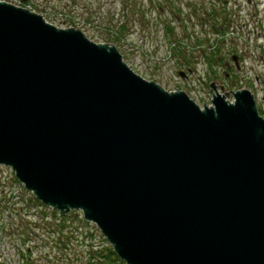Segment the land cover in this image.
<instances>
[{
    "label": "water",
    "instance_id": "water-1",
    "mask_svg": "<svg viewBox=\"0 0 264 264\" xmlns=\"http://www.w3.org/2000/svg\"><path fill=\"white\" fill-rule=\"evenodd\" d=\"M212 88L201 108L0 0V165L126 264H264V118L249 90Z\"/></svg>",
    "mask_w": 264,
    "mask_h": 264
},
{
    "label": "rangeland",
    "instance_id": "rangeland-1",
    "mask_svg": "<svg viewBox=\"0 0 264 264\" xmlns=\"http://www.w3.org/2000/svg\"><path fill=\"white\" fill-rule=\"evenodd\" d=\"M3 1L18 7L33 6L26 0ZM202 1L208 7L216 4L223 9L224 15L220 22L224 19L229 21L230 17L233 19V22L229 21L226 30L224 23H220L221 33H214L211 20L203 23L201 16L194 14L195 9L190 4L199 6ZM213 1L215 0H32L33 3L41 5V8L48 9L47 12L37 13L42 14L51 24L61 29L76 28L62 20L66 14L69 20L73 19L82 23V20L88 18L89 13L99 25L108 24L112 20L125 21L128 18L130 19L128 21L130 34L127 35V39H123L116 46L137 74L148 81L160 84L170 92L175 90L186 92L201 108L205 100L212 99V85L216 83L225 85L231 90L236 88L254 90L256 86L259 92L257 97L259 109L264 111L262 98L264 93L261 91L264 86L262 69L264 63V0H224V6L217 3V0ZM174 5L180 8L181 13L177 12L176 15L179 14L177 17L172 11L175 8ZM133 10L137 12L136 15ZM147 21H152V23L147 25L145 24ZM166 22H171L175 28L172 39L167 37ZM81 30L91 40L106 43L102 41L103 37L97 32ZM95 30L102 35H107L106 31L99 30V28ZM219 40L222 43L220 44L221 52L217 53L215 47L216 43L220 42ZM231 54L241 57H239L240 70L235 69L227 80L224 75V65L227 60L230 61ZM180 73H185L186 77H181ZM259 75H262V82L259 78L256 80ZM234 79L235 89L231 85ZM4 188L0 189V192L3 191L6 194L8 188ZM15 201L18 202L17 199ZM19 205L21 210L23 205ZM30 210L33 212L35 209ZM39 213L36 211L34 217L33 215L30 217L31 214L23 210L18 216L17 224L25 227L27 221L39 224L40 216H43V214L37 215ZM4 215L5 217L0 222L7 223L9 228L13 227L16 219L7 211ZM73 218L76 221L74 227L79 230L74 233L75 238L71 249H64L63 243H59L63 240H57L58 237L55 239L56 242L52 238L47 239L43 236L35 237L32 241L27 240L28 245L36 249L31 259L35 260L33 264H71L69 260L73 261V264H86V256L83 262L82 258H78L82 256H76V254L85 252L82 248L80 234L86 231L94 233V240L98 247L107 246L108 243L104 242L105 239L98 227L84 225L79 214L74 213ZM49 227L43 224L40 229L42 232L45 229V233H48ZM48 237L52 236L49 234ZM2 239L0 237V257L2 258L0 261L3 264H20L21 258L18 256L20 250L26 249L24 244L9 237Z\"/></svg>",
    "mask_w": 264,
    "mask_h": 264
},
{
    "label": "trees",
    "instance_id": "trees-1",
    "mask_svg": "<svg viewBox=\"0 0 264 264\" xmlns=\"http://www.w3.org/2000/svg\"><path fill=\"white\" fill-rule=\"evenodd\" d=\"M215 1H213V2H215ZM26 2H28V4L31 3L33 5V6H31L32 10H34L36 12H47L48 11L47 8H41V5H37V4L33 3L32 0H26ZM217 3H219L221 6H224V0H217ZM190 5L192 7H194V9H195L194 14L201 16V21L203 23H205L208 20L212 21L211 25L213 27L212 29H213L214 33H217V34L221 33L220 30L222 28H221L220 23H222V24L224 23V29L226 30L229 21L233 20L230 17L229 21H228V19H224L223 22H220V21H222L221 18L224 15V13L222 12L223 9L221 7H219V5L211 4L210 7H208L205 5L204 1H202L199 6H197V4H193V3H191ZM174 7L175 8H174V10L172 9V11H173L175 17H177V16H179V14L176 15V13L180 12V8L176 7L175 5H174ZM139 9H140V7H139ZM133 13L135 15L137 14V12H135V11ZM62 20L63 21L65 20V22L70 23L72 25V27H76V28L79 27L86 32H97V34H100V36L103 37V40H102L103 42L110 43V44L113 43L114 45L120 44L123 41V39H127L129 34H130L129 23H128V21L130 19H128V18L125 21H123L122 19H120L119 21H116V22L112 20L108 24L105 23L104 25H102V24L99 25V24L95 23L93 16L89 13H88V18H85L84 20H82V23L81 22L78 23L73 19L69 20L68 14H66ZM151 23H152V21L145 22V24H147V25H150ZM155 25H156V28H158L156 23H155ZM165 26H166V30H167V37L169 39H172V37H174V34H175V32H174L175 28H173V26L171 25V22H166ZM95 28H99V30L106 31L105 33L109 37L107 35L106 36L102 35L98 31H96ZM219 41L220 42L216 43V47H215V49L217 50L216 51L217 53L221 52L220 44H222V43H221V40H219ZM38 204L41 206L40 203H38ZM42 213H43V218L40 220L39 224H36V229L38 231H40L41 230L40 228L43 226V224L45 225L47 222L50 223V225H49L50 227L47 229L48 233H45V229H44V232L41 231V233L45 236L44 238H47V239L52 238L53 241H55V239H57V237H58L57 240H63V242L59 241V243H61V244L63 243L64 249H66V250L71 249L72 241L75 238L74 233H75V231L79 230V228L76 229L74 227L76 225V221L73 220L74 219L73 218L74 213H72L71 215H68V216H64V217L61 216L59 213H54V215H55L54 220L53 221L47 220V222L44 219L47 218L49 215L52 216L51 212L46 210ZM81 221H83L84 225H87V223L85 222V220L83 218H81ZM23 229L24 230L22 231V233L20 235L22 236V241H26L27 237H30V233L27 230V228L23 227ZM49 234L52 237H48ZM80 236H81V241H82V245H83L82 248L85 250V252H83L81 254H76V256L77 257L82 256V257H78V258H82V262H83L84 256H86V258H90V257L95 258L93 264H125L114 253L113 249L109 246V244H107L106 247H102V248L98 247L97 244L95 243V240H94V233L83 232L80 234ZM24 237H26V239H24ZM104 242L107 243L106 240H104ZM69 261L71 264H73V261H71V260H69Z\"/></svg>",
    "mask_w": 264,
    "mask_h": 264
},
{
    "label": "built area",
    "instance_id": "built-area-1",
    "mask_svg": "<svg viewBox=\"0 0 264 264\" xmlns=\"http://www.w3.org/2000/svg\"><path fill=\"white\" fill-rule=\"evenodd\" d=\"M258 38H261V36H258ZM262 69L264 71V63L262 64ZM256 84L258 85V82ZM255 90H257L256 86H255ZM258 96H259V92H258ZM262 98L264 101V95H262ZM4 187L8 188V192L6 194L3 193V191L0 192V220H2L5 217L4 213L7 211L9 215H12L16 219V222H14L13 227L10 228L8 227L7 223L0 222V237L1 239L4 237L5 238L9 237L10 239H14V241H17L20 237L21 232L24 230L23 227H25V226H21L20 224H17L18 216L21 215L20 213L23 212V210H26V212H28L29 215L31 214L30 217H32V215L34 217L36 211L38 213L40 212L37 215H41L42 211L40 210L42 208L38 206L36 207L29 201V198L24 197L21 186L14 180L11 171L0 167V189H5ZM16 199L18 200V202L15 201ZM19 204L23 205L21 210ZM30 209L33 210L35 209V210L32 212V210ZM27 222L33 224L36 223L30 221ZM0 259L2 258L0 257Z\"/></svg>",
    "mask_w": 264,
    "mask_h": 264
},
{
    "label": "flooded vegetation",
    "instance_id": "flooded-vegetation-1",
    "mask_svg": "<svg viewBox=\"0 0 264 264\" xmlns=\"http://www.w3.org/2000/svg\"><path fill=\"white\" fill-rule=\"evenodd\" d=\"M229 59H230V61L227 60V62L224 65V67H225L224 68V71H225L224 75H225V79H227V80H228V77H230L232 75V73H234L235 69L240 70V68H239L240 67V58H239V56L237 57L234 54H231ZM225 61H226V59H225ZM235 82L236 81L234 79V81L231 83V85L233 86L232 88H236ZM216 84H217L218 88L221 87V88H224V89H228V87H226L225 85H224L225 86L224 87L220 83H219V85H218V83H216Z\"/></svg>",
    "mask_w": 264,
    "mask_h": 264
}]
</instances>
